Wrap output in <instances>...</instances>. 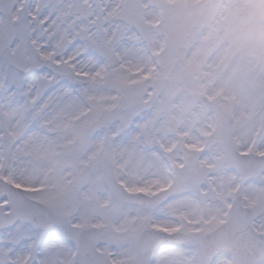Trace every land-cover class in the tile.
I'll list each match as a JSON object with an SVG mask.
<instances>
[{"label": "snow or ice", "instance_id": "obj_1", "mask_svg": "<svg viewBox=\"0 0 264 264\" xmlns=\"http://www.w3.org/2000/svg\"><path fill=\"white\" fill-rule=\"evenodd\" d=\"M0 264H264V0H0Z\"/></svg>", "mask_w": 264, "mask_h": 264}]
</instances>
